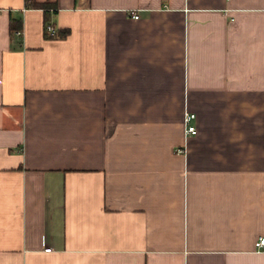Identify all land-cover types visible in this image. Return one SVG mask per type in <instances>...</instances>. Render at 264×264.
<instances>
[{"label":"crops","instance_id":"1","mask_svg":"<svg viewBox=\"0 0 264 264\" xmlns=\"http://www.w3.org/2000/svg\"><path fill=\"white\" fill-rule=\"evenodd\" d=\"M35 1L0 0V264H264V0Z\"/></svg>","mask_w":264,"mask_h":264},{"label":"built area","instance_id":"2","mask_svg":"<svg viewBox=\"0 0 264 264\" xmlns=\"http://www.w3.org/2000/svg\"><path fill=\"white\" fill-rule=\"evenodd\" d=\"M132 17L133 18H138L139 15L138 13L133 12L132 13ZM55 28L51 25V24H47L45 26V32L47 35L49 36H53L55 35ZM196 121V114L194 112L185 110L184 114H183V130H184V135L187 136H191V135H195L197 133V127L195 124ZM255 250L257 252L262 251L263 247H264V236L263 237H259L255 243ZM45 251H50V248H45Z\"/></svg>","mask_w":264,"mask_h":264},{"label":"trees","instance_id":"3","mask_svg":"<svg viewBox=\"0 0 264 264\" xmlns=\"http://www.w3.org/2000/svg\"><path fill=\"white\" fill-rule=\"evenodd\" d=\"M31 5L34 6V7L42 8L44 10L52 7L51 3H48V2H36L35 0H33V3H31Z\"/></svg>","mask_w":264,"mask_h":264}]
</instances>
